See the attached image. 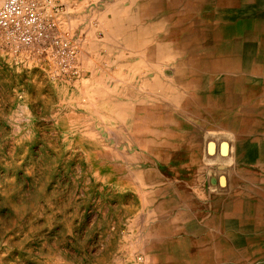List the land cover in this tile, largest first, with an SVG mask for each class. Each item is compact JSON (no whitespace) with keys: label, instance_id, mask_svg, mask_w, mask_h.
I'll list each match as a JSON object with an SVG mask.
<instances>
[{"label":"rangeland","instance_id":"374dc122","mask_svg":"<svg viewBox=\"0 0 264 264\" xmlns=\"http://www.w3.org/2000/svg\"><path fill=\"white\" fill-rule=\"evenodd\" d=\"M242 2L60 0L59 33L77 50L73 79L51 81L24 48L0 52V264H264L262 255L241 253L243 239L264 240V163L249 160L264 159L263 127L238 134L240 122L264 118V8L243 10ZM207 15V26L194 25ZM220 42L239 48L242 73L200 72L189 57ZM89 89L131 99L147 116L132 132L152 143L89 139L107 136L101 121L87 128L79 101ZM147 152L146 163L137 158ZM139 164L170 182L164 208L135 231L134 195L114 197L100 185L107 172ZM102 199L126 201L111 209L125 220L101 215ZM234 208L242 218L230 221ZM114 221L121 242L105 240Z\"/></svg>","mask_w":264,"mask_h":264},{"label":"crops","instance_id":"0c3cea01","mask_svg":"<svg viewBox=\"0 0 264 264\" xmlns=\"http://www.w3.org/2000/svg\"><path fill=\"white\" fill-rule=\"evenodd\" d=\"M241 1H243L242 3L243 5H245L242 8L243 10H249V7L250 9L252 8V10L261 9V6L264 8V0ZM261 65H264V58L261 62ZM261 71L262 73H257V85L263 87L264 84L259 83V81L260 79L264 78V68ZM85 93L86 94H84L83 98L79 101V104L83 103V107L88 108L86 117L87 128L95 130L96 127H99L96 126L95 122L101 121V126L105 128V130H107V136L98 133V136L95 138L89 137V139H93V142L96 141L98 143H103L105 141H114L117 144L130 142L133 144L145 143V145H149L152 143L151 140H148V137L145 136L144 140H140L141 138H143V136L136 137V135L138 134L137 131L132 132V129L137 127L133 126V124H138L139 121L147 120V116H143L138 113V106L134 104V102H131V99L125 101L121 99V96L123 94L119 95V93H115L114 91H100L89 89L86 90ZM128 93L129 96H131V93L134 94V92L132 91ZM262 95L264 96V94ZM95 108H97L98 110L97 113H95ZM95 115L97 116L95 117ZM122 129H130L133 138L123 136L121 133ZM149 155L150 154L148 152L139 153L137 158H140L141 161L144 160L146 163V161L149 160ZM130 167L131 165L129 166V169L126 168L128 169V171L126 172H123L125 168L121 169V172L115 171L114 175H112L110 172H107V174L103 176L106 179L103 178L104 180L101 181L102 184L100 185V189L104 188L106 192H109V194L113 195L114 197H116V195L123 196L125 194H129L131 196L134 195L136 203L135 206L132 207L133 215L131 214V217L132 227L136 231L138 226H142V228L145 229L148 225L153 223L152 219L154 217V209L164 208V205L166 204L165 201L161 199V192L163 188L167 184H169L170 181L169 178L161 170L155 168L154 166L147 165L145 167H142V165L139 164L134 168ZM100 173L103 172H96L97 175ZM110 176H112L113 178L109 179L111 178ZM101 201L102 203L99 204V209H103L101 215H105L106 217L110 218L115 216L114 212L111 211L112 208H121L124 210L128 206L125 205L126 201L117 202V200H115L111 202L110 200L105 199H102ZM133 204L134 202H132V205ZM124 216L126 217L127 215L118 211V214H116L115 217H117V219L122 222L123 220H125ZM120 224H117L115 221L112 224H108L106 231H104V234H106V241L117 239L118 242H121L122 237L119 235L122 234L119 231ZM100 236H102V234H100ZM85 239H87L86 236H83V240ZM105 247H107V245H105Z\"/></svg>","mask_w":264,"mask_h":264},{"label":"built area","instance_id":"2783aa9c","mask_svg":"<svg viewBox=\"0 0 264 264\" xmlns=\"http://www.w3.org/2000/svg\"><path fill=\"white\" fill-rule=\"evenodd\" d=\"M60 0H0V52L24 48L51 81L78 77L77 50L59 33Z\"/></svg>","mask_w":264,"mask_h":264},{"label":"bare ground","instance_id":"6f19581e","mask_svg":"<svg viewBox=\"0 0 264 264\" xmlns=\"http://www.w3.org/2000/svg\"><path fill=\"white\" fill-rule=\"evenodd\" d=\"M203 1H205V0H203ZM203 6L204 5H200L199 8H202ZM210 19H211V16L210 15H207V16H205V18L197 19V21L194 23V25H196V26H198V24L200 26L201 25H206L207 21L210 20ZM242 24H243V26L247 25V24H244V23H242ZM199 38L202 40L203 43H210L209 40L211 41L210 37H208V39H203L202 37H199ZM216 40L217 39H214L213 41L216 42ZM226 43H224V42L221 43V44H223V48L222 49H215V48H212V46L209 47V53L207 52L208 53L207 56H205V55L203 56L201 54L202 52L199 51V55L198 54L197 55H191L189 57L192 58L193 61H196V62L199 63L198 65L200 66V70H199L200 72H205L207 74H212V73H217V72L242 73L243 72V69L239 67V61L241 60V57L237 54L238 51H239V48L232 47V48H229V49H224V47H225L224 45H226ZM198 47H200V46H197V48ZM247 56H248V54H247ZM254 59H256V58H254ZM203 60H205V61H203ZM260 70H262V69L260 68ZM194 73H198V72H194L193 71L192 74H194ZM255 75H256V73H255ZM246 83H247L246 84L247 86H250L249 82H246ZM225 85H227V87L229 88V87H234L235 84L233 82H229V84L226 83ZM237 86H238V84L236 85V87ZM245 91H247V90H245ZM259 94H260V96H258V98H260V100H262L264 98V96L262 95V94H264V86L261 87ZM260 102L261 101H258V104H260ZM263 119H264L263 118V114L262 113H258L256 116L250 118L249 121L240 122V123H243V124L246 123V126L242 129L241 134L240 133H238V134L239 135H243L242 137H245V135L248 134V133H250V131L253 129V127L254 126H257V125H259V126L262 125L261 127H263V128L261 129V131L264 132V122L262 121ZM258 150H259V147H258ZM262 150H264V149H262ZM209 151H210V147H209ZM253 159H258L257 161H261V162L264 163V159H262L260 156H258L256 154H254V155H252V156L249 157V160L252 161ZM227 215L228 216H226V218H228L230 221H233V220L236 221L237 219L239 220L240 218H242V217H240L239 212L237 211V208H234V211H231L230 210V213H228ZM261 224L264 225V223H261ZM234 226H237V227L243 228V229H248L247 228L248 227L247 224H245V225L243 224L242 225V224H239V223L236 222L234 224ZM243 240H244V243L242 245V251H241L242 254L250 253V254H253V255H262V256H264V244H263L264 243V240H262L261 243L258 242L257 245L254 243V241H250V240H246V239H243ZM255 245H256V247H255Z\"/></svg>","mask_w":264,"mask_h":264}]
</instances>
